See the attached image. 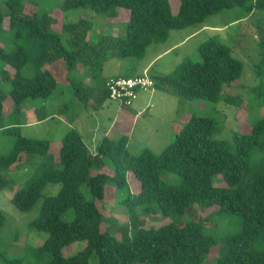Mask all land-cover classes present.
<instances>
[{"label": "trees", "instance_id": "16d2710c", "mask_svg": "<svg viewBox=\"0 0 264 264\" xmlns=\"http://www.w3.org/2000/svg\"><path fill=\"white\" fill-rule=\"evenodd\" d=\"M7 5L15 17L19 1L7 0ZM83 8L108 17H116L120 8L130 12L125 36H103L97 44L88 43L85 47L87 54L91 51L92 56L101 55L99 61L103 64L111 58L143 59L151 45L167 42L171 32L203 25L208 17L226 10L244 8L245 16L239 19L244 20L255 10H264V0H180L177 14L170 11L169 0H64L62 5L65 11ZM3 20L0 12V26ZM53 21L48 14L22 19L30 35L40 42L33 56L24 48L9 53L0 46V60L15 69L9 96L16 107L28 99L51 97L57 80L50 70L44 69L46 65L66 58L68 70L77 68V60H72L75 53L68 51L60 36L50 31ZM64 27L70 33L86 35L91 24L80 20ZM199 52L200 62L186 60L169 75L150 76L155 90L169 91L191 100L220 102L226 88L242 77L243 63L232 55L228 44L216 38L203 43ZM30 64L34 67L33 76L23 73ZM260 65L258 75H264V58ZM261 87L262 82L259 90ZM102 88L99 102L109 98L106 82ZM4 99L0 94V128L15 134L16 142L9 155L0 157V172L29 162L32 155L45 158L39 166L40 177L15 192L12 203L20 212H29L43 200L39 217L30 227L48 234L42 250L51 254L50 264H90L94 252L99 264H204L217 244L204 230V223L210 221L215 212L238 214L243 221L241 232L225 237L215 264H264V250L254 247L258 237L264 235V119L251 126L247 133H235L232 150L227 141L213 136V118L193 115L186 126L176 132L174 142L160 154L150 148H144L139 155L132 154L127 136L116 139L105 136L92 153L72 129L63 137L58 155L50 159V141L26 138L16 127L5 129L2 124ZM228 100L236 101L233 97ZM258 151L260 156L253 162ZM105 157L114 165L112 180L117 187L127 185L129 171L139 180L141 190L133 197V206L156 205L165 215L179 217L192 214L195 206L202 211L218 209L199 222L183 226L172 223L146 229L137 227L139 220H134L131 238L120 242L102 230L100 209L81 192V186L88 184L96 199H104L110 177L103 172L90 176V172L94 167L102 168ZM165 172L176 173L179 182L164 181ZM217 174L223 175L226 186H213L212 179ZM56 184L61 185L58 195L45 196V188ZM70 208L74 210V219L67 222L62 215ZM5 223L6 214L0 210V231ZM78 241H87V247L65 257L63 250ZM19 261L4 263L18 264Z\"/></svg>", "mask_w": 264, "mask_h": 264}, {"label": "rangeland", "instance_id": "374dc122", "mask_svg": "<svg viewBox=\"0 0 264 264\" xmlns=\"http://www.w3.org/2000/svg\"><path fill=\"white\" fill-rule=\"evenodd\" d=\"M18 1L20 5L13 17L7 0H0V12L4 15L0 26V46L9 53L24 48L33 56L40 42L30 35L22 19L48 14L54 19L50 31L60 36L63 46L75 53L72 60H77V68L74 71L68 70L69 61L66 58L46 65L44 69L50 70L57 80L51 97L28 99L19 107H16L9 96L10 79L15 69L0 60V94L5 97L2 124L5 129L19 128L20 134L26 138L50 141V159L58 155L63 137L72 129L82 137L90 152L95 150L93 140L98 144L104 136L113 139L127 136L128 148L132 154L139 155L144 148H150L155 154H160L174 142L176 132L186 126L193 115L213 118V136L227 141L232 150L235 133H247L251 126L264 119V75H258L264 58V10H255L244 20H239L245 16L244 8L226 10L208 17L203 25L171 32L167 42L151 45L143 59L111 58L102 64L99 61L101 55L92 56L91 51L87 54L85 47L88 43L97 44L103 36H125L130 16L127 9L120 8L116 17H108L90 8L65 11L62 9L64 0ZM169 7L173 14H177L180 0H169ZM80 20L91 24L86 35L65 30V25L78 23ZM81 32L83 33V30ZM211 38L228 44L232 48V55L244 66L242 77L226 88L220 102L191 100L173 95L169 91L155 90L153 96L150 93L140 94L139 100L136 101L137 112L142 109H145V112L136 119L129 115L127 109L130 108L122 107L118 101L106 97L99 102L98 96L102 97L103 82L111 77H134L144 74L149 65L145 72L148 76L169 75L186 60L200 62L202 58L199 48ZM176 44L179 45L174 47ZM170 48L173 49L169 50ZM23 73L33 76L34 67L31 64L26 66ZM260 82L262 87L259 90ZM78 87L81 88L77 89ZM230 97L236 101H229ZM148 103L151 107L147 106ZM44 117L49 118L38 121ZM15 142V134L4 132L0 128V157L9 155ZM258 156L259 151L254 154L253 162ZM44 161V157L32 155L29 162L0 172V210L6 214V223L0 231L2 263L14 259L20 260L18 264L51 263V254L42 250L48 234L30 227L39 217L43 200L29 212H20L12 203L15 192L40 177L39 166ZM99 172L110 177L105 187L104 199H96L88 184L81 186V192L87 201L95 203L100 209L103 216L102 230L109 232L120 242L131 238V223L134 220H139L137 227L146 229H157L172 223L183 226L190 222H199L218 209L214 207L202 211L195 206L192 214L179 217L165 215L156 205L133 206V197L141 190L135 174L129 171L127 185L117 187L112 180L115 168L108 157L104 158L102 168L94 167L91 170L90 176ZM162 177L171 184H177L180 180L176 173L165 172ZM212 182L213 186H226L222 174L214 175ZM60 190V184L48 185L44 194L56 196ZM62 217L67 222L72 221L73 208L67 210ZM204 230L207 235L217 240L204 264H215L223 249L225 237L243 230L242 217L234 213L215 212L210 221L204 223ZM86 247L87 241L75 242L63 250V255L71 257ZM254 247L260 251L264 250V235L258 237ZM90 264H99L95 252L90 257Z\"/></svg>", "mask_w": 264, "mask_h": 264}, {"label": "built area", "instance_id": "2783aa9c", "mask_svg": "<svg viewBox=\"0 0 264 264\" xmlns=\"http://www.w3.org/2000/svg\"><path fill=\"white\" fill-rule=\"evenodd\" d=\"M109 98L118 101L122 107L130 108L141 93H153L154 81L147 74L134 77H112L106 81Z\"/></svg>", "mask_w": 264, "mask_h": 264}, {"label": "crops", "instance_id": "0c3cea01", "mask_svg": "<svg viewBox=\"0 0 264 264\" xmlns=\"http://www.w3.org/2000/svg\"><path fill=\"white\" fill-rule=\"evenodd\" d=\"M179 44H176L174 47H177ZM171 49H173V48H170L169 50H171ZM150 67V65L144 70V72L143 73H145L146 71H147V69ZM137 75H141V74H137ZM116 76H118V75H116ZM122 76V75H121ZM155 92V91H154ZM154 92L153 93H151L150 95L151 96H153V94H154ZM139 100V99H138ZM137 100V101H138ZM149 105H150V103H148ZM138 107V103L136 102V104H134V106L133 107H131L130 109H127V111L129 112V115L131 116H134V119H136V117H139L140 115H142L144 112H145V109H142L141 111H139V112H137V107ZM148 106V105H147ZM123 110V109H122ZM38 121H40V120H38ZM105 137V136H104ZM96 138V136H95V134L93 135V139H95ZM102 139L100 138V141H101ZM99 141V142H100ZM99 144V143H98ZM98 144H97V142L95 141V140H93V146H94V151L92 152V153H95L96 152V149H97V146H98Z\"/></svg>", "mask_w": 264, "mask_h": 264}, {"label": "clouds", "instance_id": "9594fccd", "mask_svg": "<svg viewBox=\"0 0 264 264\" xmlns=\"http://www.w3.org/2000/svg\"><path fill=\"white\" fill-rule=\"evenodd\" d=\"M144 74H146V73H144ZM141 75H143V74H141ZM136 76H137V75H136ZM117 77H118V76H117ZM154 91H155V90H154ZM150 94H151V93H150ZM137 100H138V99H137ZM135 103H136V102H135ZM135 103H134V104H135ZM133 106H134V105H133ZM133 106H132V107H133ZM148 107H151V105L148 104ZM130 108H131V107H130Z\"/></svg>", "mask_w": 264, "mask_h": 264}]
</instances>
